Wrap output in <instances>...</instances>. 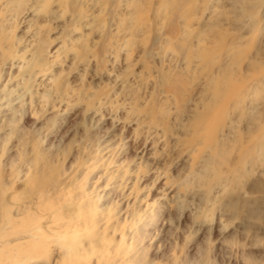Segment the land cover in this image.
I'll list each match as a JSON object with an SVG mask.
<instances>
[{"label":"rangeland","instance_id":"obj_1","mask_svg":"<svg viewBox=\"0 0 264 264\" xmlns=\"http://www.w3.org/2000/svg\"><path fill=\"white\" fill-rule=\"evenodd\" d=\"M62 1L50 0L49 13L39 17L33 11L42 4L31 1L18 19L0 9V23L13 24L14 42L20 41L13 51L30 64L18 69L19 60L9 59L0 66V234L10 241L0 242V264L9 263L12 245L22 243V254L28 252L23 248L31 240L18 237L27 236L22 229L35 216L43 242L39 258L23 264H68L63 236L79 255L74 264H264V155L259 147L249 151L256 141L241 146L235 135L239 125L242 133L251 128L256 103L252 113L264 120V0L248 6L251 20L231 0L190 3L195 18L188 31L203 25L213 3L228 33L220 47L233 41L237 55L247 56L243 74L249 57L259 65L257 78L241 82L244 104L226 100L229 110L209 116L228 117L216 129L190 125L198 85L166 47V30L151 13L133 35L122 29L140 26L145 12L134 17L129 0H114L111 8L103 0ZM37 54L45 76L34 64ZM175 78L179 99L168 88ZM240 112L244 124L237 123ZM208 132L216 139L210 148ZM35 180L47 181L42 191L34 190ZM253 210L257 218H249Z\"/></svg>","mask_w":264,"mask_h":264},{"label":"bare ground","instance_id":"obj_2","mask_svg":"<svg viewBox=\"0 0 264 264\" xmlns=\"http://www.w3.org/2000/svg\"><path fill=\"white\" fill-rule=\"evenodd\" d=\"M1 1H3V0H0V3H1ZM27 1H29V2L31 1L30 4L31 3L32 4H42V6H38V8L35 6L36 9H35V11H33L35 14L38 15V17H39V15L41 16L43 14L49 13V11L47 10V7H48L50 0H35V2H33L34 0H27ZM27 1L26 0H7L5 2V4L2 6V9L9 11V12H13L12 15L15 19L17 17L18 13H19V16L23 15L22 14L23 12L21 13V9H22L23 4H25ZM60 1L63 2L62 0H57V2H60ZM120 1H122V0H116L114 3V0H103L100 5L105 6L108 4L110 6L111 4L112 5H113V3L117 4V2H120ZM125 1H127V0H125ZM146 1H147V3H146ZM152 1H154L153 4H151ZM191 1H193V0H129L128 4L131 7V9L133 10L132 11L133 16L135 14H139L140 12H142L143 15L145 12V15L140 20V22H141L140 26L136 27L134 24L132 25L131 24L132 22H131L129 25H126V27L123 28L122 30H124L125 32L133 33V35H134L136 32H138L137 29H139V28L142 29V27L144 28V26L146 25L144 20L146 19V17L148 20V16H147L148 13H151L153 18L155 20H157L158 23L160 22V24H159L160 28L161 29L164 28V30H166L165 33L167 34L168 41L170 42V43L166 44V47L168 48V50H170L172 52V54H174V56L179 57V60L185 65L183 70H185L187 72V74L190 73V76L193 74L192 79L194 82H196L195 85H198L197 96H196L197 98L194 102L193 108L190 110V112L192 113V121L190 122V125L191 124L194 125V124L202 121V122L206 123L207 127L209 125L210 127H212V128L215 127V129H216V128H218V126L221 127V126H224L226 123H229V122H227L228 117L226 116L227 118L225 120V119L217 118V117L209 118V116L211 117L215 113V111H223V110H226L227 108L229 110L230 104H229V102L227 103V101H230V99L233 100L234 98H236L239 100L240 103L238 101L234 102V100H233L234 107L236 105H237L236 107H239L238 104L241 105V103H243L242 101L245 98L246 93H244L243 88H240V86L242 85L241 82L247 80L248 78H252L251 77L252 75H254L255 77L256 76L258 77L260 74L258 72L259 65H257L256 62H252V59H250V57H249L248 58L249 61H247L248 63L246 62V72L247 73L243 74V73H241V68L244 66L243 62L245 60H247V56L237 55V54H240V52H239V50H235V47L233 45V41H230V43L227 44L228 45L227 48H226V46L220 47L221 45H223V43H225V40H226L228 33H227V31L223 30L224 28H222L221 23L219 22L218 19H216L217 15L222 14V12L221 13L216 12V10H218V7L213 5V3H212V6H209V7H207V5H206V9H204L207 11L209 9H211L209 11V15L206 16V19H205L206 21H204V23H206V24L202 23L203 25H198V29H196V31L193 29H192V31H188V29L192 28V20L195 18V14L192 12L193 8L190 5ZM206 1H208V0H206ZM260 1H263V0H231V6H241L242 9H240V14L244 15L245 17L249 18V20H251L253 18V12L249 11L248 6L251 7L252 5L258 4ZM65 2H68V0H66ZM143 2H145L144 5L145 4L147 5L146 7H144V9H143V6L141 8V4ZM209 2H211V1H209ZM205 3H207V2H205ZM214 4H216V2H214ZM27 5H24V6H27ZM117 6H119V3ZM110 8H111V6H110ZM148 8H150L151 12H148ZM235 8H237V7H235ZM2 9H1V11H2ZM25 9L26 8H24L23 10L25 11ZM166 10H169V12H167ZM102 11H104V8L102 9ZM2 12H3V14L6 15V13H4V11H2ZM2 12H1V14H2ZM123 12H125V11H123ZM115 15H117V14H115ZM121 15H123V14H121ZM166 15H167V17H166ZM130 16H131V14H130ZM13 17H12V19H13ZM2 18H4L3 15H2ZM121 18H120V20H121ZM16 19H18V18H16ZM129 19H131V18H129ZM7 20H10V19H7ZM122 20H123V18H122ZM11 21H13V20H10L9 22H11ZM39 21L41 22V20H39ZM124 21H125V19H124ZM120 23H119V25H120ZM15 25H16V23H15ZM11 26H9L10 28H7L4 24L0 23V66H4L6 64L5 60L8 61L10 59L11 65H13V63H15L16 60H19V62L17 61L18 64L16 65V67L18 66V69L30 67V64L28 61L27 62L23 61L22 63H20L23 60L22 57L24 55H19L17 51H13L14 43H17L20 41L14 42V39L12 37ZM161 26H163V27H161ZM120 27L122 28L123 26L120 25ZM121 28H120V30H121ZM36 31L37 32L34 34V36H36V35L39 36L40 35V29H38ZM32 36H33V34H32ZM121 38L123 39V37H121ZM124 39H126V38H124ZM37 40H39V39H37ZM122 41H124V40H122ZM124 42H127V40ZM117 43L118 42H116L115 44H117ZM226 43H227V40H226ZM211 44H215V45L214 46L212 45V48H210L209 46H211ZM163 49H165V48H163ZM256 56H257V54H256ZM223 57H224L225 61H222L221 58H223ZM32 59H34L33 56H32ZM255 59H256V57L253 59V61ZM11 61H13V62H11ZM35 63L41 67V64L43 63V60H41V56L38 55L37 58L35 57L34 64ZM45 64H47V63H45ZM19 65H22V66H19ZM232 66H235L237 69L232 70ZM42 67L40 69V72H41V74H44V73H46L47 68L46 67L42 68ZM248 72H250V73H248ZM261 72H263V71H261ZM45 75L46 74H44L43 76H45ZM180 75L181 74H177L176 76H180ZM177 79L175 78L176 82L170 81L171 83L168 85V88H169V92H172L179 99L180 98L179 96H181L182 92H181V86L178 84ZM254 81L256 82L257 80H254ZM260 81L262 83H264V78H262V80H260ZM260 81H257V82H260ZM257 82L255 84H258ZM250 83H252V82H250ZM238 84H240V85L238 86ZM244 88H245V86H244ZM194 91H195V89H193V87H192V90H189V92H188L189 93L188 98H185L181 101L183 104H181V105L179 104L178 112H180L181 114L186 112V103L192 99V97L194 95ZM257 92H258V89L255 88L253 90V94H255V95L257 94V96H258ZM251 97H252V95H251ZM258 98H260V97L258 96ZM252 99H255V98H252ZM244 101H246V100H244ZM252 102H254V101L252 100ZM263 103H264V101H263ZM256 105H257V103H256ZM256 105L254 107H256ZM254 107H253V110L256 111L258 107L256 109H254ZM233 108H232V110H233ZM259 108H260V106H259ZM262 109H263L262 111H261V109H259L260 112L258 110L261 118H263V116H261V115L264 114V105H262ZM228 110H227V112H228ZM235 110H236V108H235ZM235 110H234V112L238 111L239 109H237L236 111ZM243 110H246V109H243ZM253 110L251 111V114H253V116H249L250 121L247 123L248 125L250 124V127H251V128H249V131H247V133H246L245 132L246 128H245V130H244L245 133H242L241 132L242 128H240L241 130L238 129L242 125L241 126L239 125L237 127V131L235 132V135L238 137L239 144L240 145L243 144L241 146H244V144H252V140L256 141L255 143H257L258 145L253 143L252 144L253 147L251 146L249 148V151L254 152L257 149L256 147H259V150L264 155V132H260V131L264 130V125H262L263 127L261 126L262 128L260 129V127L258 126L259 125L258 124L259 114L257 112L255 113V111H254V113H252ZM232 113H230V114H232ZM236 113H238V112H236ZM243 115H246V112H245V114H243V112H240L239 118L236 117V120L239 119L237 121L238 124H240L242 122L241 117ZM229 116H231V115H229ZM246 118H247V115L245 117V120H246ZM262 120L263 119H261L260 122ZM251 123H252V125H251ZM242 124H244V123L242 122ZM231 127H232L231 128L232 131L235 130V128H233V127H235L234 125ZM246 127H248V126H246ZM208 129H209V127H208ZM210 130H212V129H210ZM239 130H240V132H239ZM214 131H215V133L218 132L216 130H214ZM228 131H229V129H228ZM256 133H258L257 136L259 135L258 138L254 135ZM208 134H209L208 137H210V138H208V140L205 141V147L210 148L211 144L214 143L216 141V139H215L214 132H212V133L208 132ZM243 134L246 136V138H245V140L247 139L246 141L244 140ZM233 138H232L233 141L235 140V143H237V140L235 139V137H233ZM231 144H233V143H231ZM257 156H259V155H257ZM259 157H261V155ZM207 163H210V161H208ZM191 175H193V174H191ZM191 177L194 178V180L198 179V175H194ZM199 178H201V175ZM44 181L40 180V181L36 182V180H35V182H33V185H34L33 187H35L34 190L35 191H42L45 188V185L47 184V181L46 182H44ZM196 182L200 183L201 181H196ZM35 184H36V186H35ZM0 198H1V187H0ZM0 207H1V204H0ZM249 216H250L249 218H257L258 215H257L256 211L253 210V211H250ZM34 220H35V222L33 224L22 229L24 231H27L26 232L27 236H19L18 237L19 238L18 240H23V239L31 240V241H25V242H30V243L26 244L23 248V249H27L28 252L26 254H22V251H23L21 249V247H22L21 245H23L22 243L19 244L18 246H17V244H16V246L12 245L11 248L8 250V253L12 254V255H9V263L8 264H14V262L16 264H19V263L23 264L26 261H28L29 259L39 258L37 247L39 246L40 242H43L42 241L43 236L41 233V227L38 224V221H39L38 216H35L34 218L30 219L31 222ZM6 221H7V223L5 226H7L10 223L9 220H6ZM4 230H6V229H4ZM0 231H1V229H0ZM7 234L8 233H5V235H3V236L0 234V242H10V241H7L5 239V237L8 236ZM35 242H38V243H35ZM62 243H65L64 244L65 246L63 247V250L65 251V254H63V257H65V259L63 260L62 263L66 262L68 264H74V262L77 260V258H79V255H77L74 243L73 242H71V243L66 242L64 240V236L62 238Z\"/></svg>","mask_w":264,"mask_h":264}]
</instances>
